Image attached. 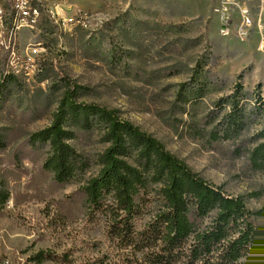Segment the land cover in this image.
<instances>
[{"label":"rangeland","instance_id":"1","mask_svg":"<svg viewBox=\"0 0 264 264\" xmlns=\"http://www.w3.org/2000/svg\"><path fill=\"white\" fill-rule=\"evenodd\" d=\"M216 4L67 0L64 19L85 17L86 26L44 21L32 32L20 28L13 48L0 50V190L8 192L0 264H91L109 252L103 223L90 221L79 190L99 166L57 184L42 168L48 144L29 142L68 86L79 87L78 103L115 109L225 194L242 196L251 210L263 207L264 172L251 170L247 158L263 141L264 23L254 20L262 32L254 28L246 40L235 27L221 36ZM232 100L243 127L216 136ZM98 132H79L71 143L95 159L106 145ZM40 251L49 258L33 260Z\"/></svg>","mask_w":264,"mask_h":264},{"label":"trees","instance_id":"2","mask_svg":"<svg viewBox=\"0 0 264 264\" xmlns=\"http://www.w3.org/2000/svg\"><path fill=\"white\" fill-rule=\"evenodd\" d=\"M78 88L62 92L49 125L32 132L29 142L48 144L42 168L57 184L99 166L79 187L88 218L103 223L110 244L91 264H264V205L251 210L242 196L225 194L115 109L78 103ZM234 100L216 136L240 133ZM94 127L106 145L91 159L71 142ZM257 136L263 141L247 159L251 170L264 172V127ZM7 200L0 190V205ZM46 258L40 251L32 259Z\"/></svg>","mask_w":264,"mask_h":264},{"label":"built area","instance_id":"3","mask_svg":"<svg viewBox=\"0 0 264 264\" xmlns=\"http://www.w3.org/2000/svg\"><path fill=\"white\" fill-rule=\"evenodd\" d=\"M10 9V21L1 22L0 20V50L7 52V42L10 31H16L20 26H27L28 31L32 32L39 24L44 21H54V18H63L64 7L67 0H7ZM32 2H39L45 10V17H37L32 12ZM264 6V0H260ZM214 12L219 22V34L228 36L233 27L240 40L249 38L254 28L262 32L259 24L254 21L251 10L246 0H217ZM77 17V16H75ZM85 17H77L84 25ZM258 48L264 49L263 39L258 44ZM7 264V261L2 262Z\"/></svg>","mask_w":264,"mask_h":264},{"label":"bare ground","instance_id":"4","mask_svg":"<svg viewBox=\"0 0 264 264\" xmlns=\"http://www.w3.org/2000/svg\"><path fill=\"white\" fill-rule=\"evenodd\" d=\"M32 12L37 17H45L44 7H42L39 2H32ZM0 20H1V22H9L10 21V9H9V3H8L7 0H0ZM50 22H52V23H54L56 25H58V24H62V25L70 24V25H75V26L76 25L86 26V23H85L86 21H84V25H83L82 21L77 20V17H75L74 14L69 16L67 19H64V13H63V18H54V21H50ZM259 26L262 29V26L260 24H259ZM23 27L28 28L27 26H20V27L17 28L16 31H10V36L8 37L9 40H8V43H7L8 44L7 48L9 50H10V48L11 49L13 48V38H14V36L17 35L16 33L19 31L20 28H23ZM16 38H17V36H16Z\"/></svg>","mask_w":264,"mask_h":264},{"label":"crops","instance_id":"5","mask_svg":"<svg viewBox=\"0 0 264 264\" xmlns=\"http://www.w3.org/2000/svg\"><path fill=\"white\" fill-rule=\"evenodd\" d=\"M217 1V0H216ZM250 7L251 15L255 21L264 23V6H261L260 0H246ZM264 29V27H263ZM252 34V33H251Z\"/></svg>","mask_w":264,"mask_h":264}]
</instances>
